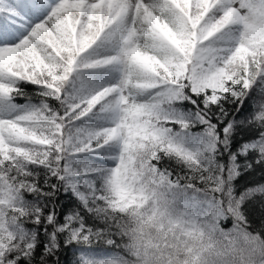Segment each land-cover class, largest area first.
Listing matches in <instances>:
<instances>
[{
    "label": "snow or ice",
    "instance_id": "6c2138e0",
    "mask_svg": "<svg viewBox=\"0 0 264 264\" xmlns=\"http://www.w3.org/2000/svg\"><path fill=\"white\" fill-rule=\"evenodd\" d=\"M0 264H264V0H0Z\"/></svg>",
    "mask_w": 264,
    "mask_h": 264
}]
</instances>
